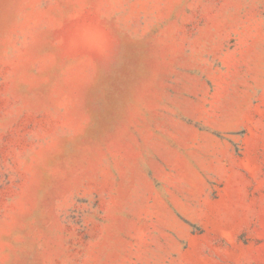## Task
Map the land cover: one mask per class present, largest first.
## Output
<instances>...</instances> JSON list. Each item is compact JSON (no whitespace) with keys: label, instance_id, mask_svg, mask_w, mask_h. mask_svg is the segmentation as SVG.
<instances>
[{"label":"rangeland","instance_id":"rangeland-1","mask_svg":"<svg viewBox=\"0 0 264 264\" xmlns=\"http://www.w3.org/2000/svg\"><path fill=\"white\" fill-rule=\"evenodd\" d=\"M0 264H264V0H0Z\"/></svg>","mask_w":264,"mask_h":264}]
</instances>
